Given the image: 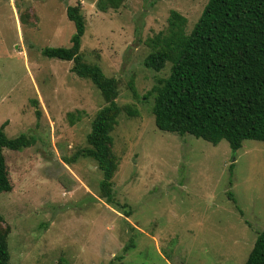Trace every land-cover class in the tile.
I'll use <instances>...</instances> for the list:
<instances>
[{
	"label": "rangeland",
	"instance_id": "374dc122",
	"mask_svg": "<svg viewBox=\"0 0 264 264\" xmlns=\"http://www.w3.org/2000/svg\"><path fill=\"white\" fill-rule=\"evenodd\" d=\"M208 1L124 0L103 11L102 0H0V127L9 138L35 139L4 150L11 189L0 194V214L10 264H110L132 241L126 264L246 263L264 229V142L233 151L225 140L159 130L151 91L171 64L144 66L172 12L191 33ZM78 5L84 61L118 80L114 204L103 197L97 163L76 158L107 103L73 62L42 54L71 46L67 9Z\"/></svg>",
	"mask_w": 264,
	"mask_h": 264
},
{
	"label": "trees",
	"instance_id": "16d2710c",
	"mask_svg": "<svg viewBox=\"0 0 264 264\" xmlns=\"http://www.w3.org/2000/svg\"><path fill=\"white\" fill-rule=\"evenodd\" d=\"M123 2L102 0V10L107 5L119 8ZM67 16L76 28L71 46L48 47L42 54L73 62L72 71L90 80L107 103L92 122L87 136L89 147L76 158H91L97 163L103 174V197L108 204H114L113 178L118 163L112 152V132L122 110L117 104L118 80L84 61L80 52L86 20L81 6L68 7ZM187 22L173 11L168 33L155 38L153 50L144 60V66L156 72L171 64L170 75L160 79L151 91L155 93L156 127L213 145L225 140L233 151L241 149L246 140L264 142V0H209L191 33L186 31ZM33 103L39 105L38 101ZM36 115L41 116L39 109ZM34 143L35 139L26 134L9 138L4 126L0 127V194L11 189L4 150L22 151ZM3 223L0 214V264H10V231ZM131 247H135L133 241L110 264H126L125 254ZM245 264H264V229Z\"/></svg>",
	"mask_w": 264,
	"mask_h": 264
}]
</instances>
